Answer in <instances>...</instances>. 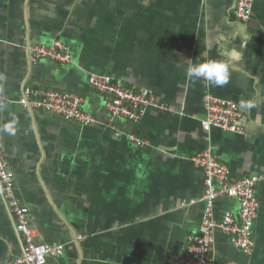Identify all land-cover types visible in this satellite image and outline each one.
I'll return each instance as SVG.
<instances>
[{
	"label": "crops",
	"instance_id": "1",
	"mask_svg": "<svg viewBox=\"0 0 264 264\" xmlns=\"http://www.w3.org/2000/svg\"><path fill=\"white\" fill-rule=\"evenodd\" d=\"M235 3L0 0V144L35 240L63 248L48 264H183L204 213V173L191 158L207 146L232 180L261 176L254 251L243 253L216 228L213 264H264V0H254L247 23L234 17ZM55 38L69 44L72 62L30 61L29 45ZM209 60L228 66L227 84L187 76L188 66ZM91 74L145 88L172 111L150 107L137 122L111 117ZM26 88L76 92L98 122L25 106ZM208 93L254 104L240 107L242 132L203 128ZM130 132L149 144L135 146ZM238 209L234 198L219 197L215 218ZM22 255L0 190V264Z\"/></svg>",
	"mask_w": 264,
	"mask_h": 264
},
{
	"label": "built area",
	"instance_id": "2",
	"mask_svg": "<svg viewBox=\"0 0 264 264\" xmlns=\"http://www.w3.org/2000/svg\"><path fill=\"white\" fill-rule=\"evenodd\" d=\"M254 0H236L233 14L243 23H247L253 12ZM31 62L41 58L67 64L73 61L68 43L60 38L50 43H35L27 47ZM89 83L92 88L106 96V109L111 117H121L137 122L147 108L162 112L172 111L166 102L145 88L125 84L123 80L110 75L91 74ZM20 102L31 108L54 112L65 119L82 124H94L98 118L83 108L82 95L68 90L53 88H26ZM205 116L202 126L205 130L219 127L232 132H242L243 117L239 104L233 99L218 97L212 93L205 96ZM137 147H144L149 141L134 132L127 134ZM192 163L204 173L205 190L198 200L204 203V213L200 231L192 235L185 248L183 264H213L215 229L219 228L230 243L245 254L254 251L252 229L258 215L259 199L257 184L261 176L250 174L239 179L230 178V168L207 146L191 158ZM0 190L8 208L16 220V229L23 239V255L6 264H48V255H61V245L39 243L35 240L36 229L29 225V208L15 193V175L10 169L4 150L0 144ZM222 196L234 198L239 205L237 212H226L221 219L215 218L214 204Z\"/></svg>",
	"mask_w": 264,
	"mask_h": 264
},
{
	"label": "clouds",
	"instance_id": "3",
	"mask_svg": "<svg viewBox=\"0 0 264 264\" xmlns=\"http://www.w3.org/2000/svg\"><path fill=\"white\" fill-rule=\"evenodd\" d=\"M237 55L234 54V56ZM186 74L188 77L197 80L202 79L212 86H223L229 82L230 78L228 66L221 61L215 60L192 64L186 68ZM240 107L251 109L254 104L252 102H242Z\"/></svg>",
	"mask_w": 264,
	"mask_h": 264
}]
</instances>
